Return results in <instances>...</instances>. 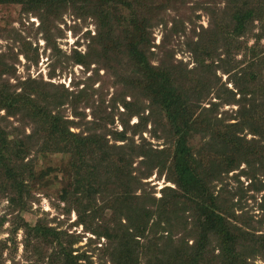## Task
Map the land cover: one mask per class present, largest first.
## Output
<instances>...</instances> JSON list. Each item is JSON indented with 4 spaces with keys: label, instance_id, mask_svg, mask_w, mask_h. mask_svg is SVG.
Here are the masks:
<instances>
[{
    "label": "rangeland",
    "instance_id": "obj_1",
    "mask_svg": "<svg viewBox=\"0 0 264 264\" xmlns=\"http://www.w3.org/2000/svg\"><path fill=\"white\" fill-rule=\"evenodd\" d=\"M138 1H132V6H135L136 17L142 26L146 27L143 46L147 59L170 70L184 90L193 88L197 77L207 79L209 89H197L195 115L201 113L204 120L213 124H219L220 120L223 123L237 122L246 115L241 135L257 140L259 137L252 135L250 130L261 125L264 114L261 105L264 102V0ZM45 7L42 4L36 9L32 3L0 2V70L4 71L0 80L4 83L0 86L9 92H20L25 84L20 82L28 78L41 81L43 83H34L33 86H39L41 92L57 95L59 101H63L57 110L76 123L70 124V130L78 132L98 127L108 134V139H112L113 132L126 124L127 136L136 144L154 148L155 157H163L161 149L174 148V137L163 126L162 114H152L147 123L139 125L142 131L132 134L131 126L137 116H129L123 107V83H119L115 75L117 63L112 59L113 55L110 54L108 59L99 57V46L95 45L98 21L88 8L71 1L56 8ZM235 7L253 10L251 19L238 36L230 21ZM110 11L115 14L113 18L120 16L122 27L131 29L127 20L129 11L125 7L116 5ZM112 26L113 34L108 32L105 35L110 42L117 44L121 27L116 21ZM251 60H257V65L250 66ZM126 61V57L120 60L121 69L127 66ZM244 68L251 74L259 73L256 80L244 76ZM245 88L254 90V94H248L247 90V94L241 93L240 89ZM125 99L133 100L129 96ZM142 107L143 115H148V101L139 99L140 111ZM19 117L20 114L7 116L4 110H0V127L9 139L21 135L22 131L31 132L29 124L22 127ZM207 140V136L197 134L192 145L199 149ZM28 158L37 171L57 168L60 162V155L49 156L34 149ZM141 161L139 157L131 166L133 172L129 185L135 194L146 192L157 198L162 187H173L167 178L166 167L154 168L139 182L138 175L147 167ZM245 171L247 166L241 163L238 168L222 173L210 187L215 194H221L220 203L226 211L233 213L230 219L233 223L261 233L264 232V169L257 171L255 178ZM52 175L53 172L49 175L52 183L47 181L48 184L35 186L30 194H24L20 206H11L7 195L0 191V264H60L61 258L56 257L49 262V253L53 248L61 250V247L79 256L78 264H113L105 249L107 240L98 237L95 231H101L99 226L104 220L112 227L117 216L105 208L96 211L94 216L79 217L72 203L75 196L72 202L61 200L59 191L67 185L62 181L63 175ZM89 197L87 201L92 199V192ZM102 205L97 195L93 207ZM187 215L164 224V229L171 231L168 235L171 234L172 239L183 233L184 225L187 228L193 226ZM26 224H40L58 232V246L55 241L48 242L34 235ZM164 229L160 228L162 231L159 230L153 239L158 247L167 242ZM186 238L187 245L194 242L191 236ZM171 244L182 246L185 243L174 241ZM136 248V252L139 251V246ZM253 262L264 264L260 257Z\"/></svg>",
    "mask_w": 264,
    "mask_h": 264
},
{
    "label": "trees",
    "instance_id": "obj_2",
    "mask_svg": "<svg viewBox=\"0 0 264 264\" xmlns=\"http://www.w3.org/2000/svg\"><path fill=\"white\" fill-rule=\"evenodd\" d=\"M67 1L80 2L98 21L95 45L99 46V57L108 59L110 54L113 55L112 59L117 63L115 75L118 82L123 83V107L129 116H137L131 126L132 134L141 132L139 125L147 123L152 114L159 113L164 118L163 126L174 137V148L161 149L163 157L157 154L155 157L154 148L136 144L127 136L126 124L113 132L112 139H108V134L98 127L78 132L70 130V124L76 123L57 110L63 101H59L57 95L43 93L39 86H33L34 83H43L41 81L28 78L20 82L25 83L20 92H9L0 86V110H4L7 116L20 114L22 127L31 126V132L22 131L12 139L0 127V191L7 195L10 205L20 206L22 196L30 194L32 188L52 183L49 175L53 172V177L62 174V181L67 183L59 191L61 200L72 202L76 197L72 203L79 217L94 216L96 211L105 208L117 216L112 227L104 220L99 226L101 231H95L98 237L107 240L105 249L113 264H254L256 257L264 260V232L256 233L233 223L230 220L233 213L226 211L220 203L221 194H215L210 187L222 173L238 168L241 163L247 166L245 173L253 178L257 171L264 169V114L261 125L250 130L252 135L259 137L257 140L241 135L246 115L237 122L223 123L220 120L219 124L204 120L201 113L195 115L197 89H209V82L197 77L193 88L184 90L170 70L147 59L143 46L146 27L142 26L136 17L135 6H132V1L138 0H0L32 3L36 9L42 4L46 9L56 8ZM116 5L129 11L127 20L131 29L121 26L120 16L113 18L115 14L110 9ZM252 12L251 8L235 7L230 21L237 36L251 19ZM115 21L121 27L117 44L110 42L105 35L108 32L113 34ZM124 57L127 66L121 69L120 60ZM78 62L81 61L78 59ZM249 65L254 67L257 60H251ZM248 71L244 68L242 74L256 80L259 73ZM3 73L1 69L0 80ZM240 90L244 94H247L245 90L254 94V90L248 88ZM125 96L133 100H126ZM139 99L148 101V115H143V107L142 111L139 110ZM261 105L264 106V102ZM197 134L208 138L199 149L192 145ZM33 149L49 156L60 155L59 166L34 170L33 162L28 158ZM139 157L147 166L146 171L138 175L139 182L154 168L166 167L167 178L173 187H162L157 198L146 192L135 194L129 180L133 172L131 166ZM90 192L93 197L87 201ZM97 195L104 204L103 208L93 207ZM262 197L264 200V195ZM186 213L193 226L187 228L184 225L183 233L172 239L171 234L168 235L171 231L164 229V224H171L172 219L185 217ZM25 226L34 235L48 242L55 241L58 246L59 233L55 230L40 224ZM160 228L166 232L164 239L167 242L158 247L153 239ZM187 236L194 239L190 245L186 244ZM174 241L185 244L172 246ZM55 257L61 258L60 264H78L79 256L72 255L65 247L61 250L53 248L49 262Z\"/></svg>",
    "mask_w": 264,
    "mask_h": 264
}]
</instances>
